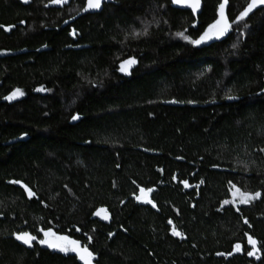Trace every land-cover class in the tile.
Instances as JSON below:
<instances>
[{
	"label": "trees",
	"instance_id": "1",
	"mask_svg": "<svg viewBox=\"0 0 264 264\" xmlns=\"http://www.w3.org/2000/svg\"><path fill=\"white\" fill-rule=\"evenodd\" d=\"M201 1L0 0V264H83L43 231L90 264H264V8L229 0L196 45L221 2Z\"/></svg>",
	"mask_w": 264,
	"mask_h": 264
},
{
	"label": "snow or ice",
	"instance_id": "2",
	"mask_svg": "<svg viewBox=\"0 0 264 264\" xmlns=\"http://www.w3.org/2000/svg\"><path fill=\"white\" fill-rule=\"evenodd\" d=\"M25 2H27V0H25ZM50 2L55 4V3H60L61 0H50ZM172 2L174 4L175 3L185 4L186 6L192 8L193 11H195L199 5V0H172ZM101 3L102 0H88L87 6L92 9H98L100 8ZM225 4H226V0H222V2L218 5V19L215 21V23L210 24L208 26L207 30L203 34H201L199 39L191 41V43L199 45L202 41L212 39L213 37L219 39L221 36H223L226 33V31L229 29V22L225 17V12H224ZM257 4H264V0H250L247 7H245L244 10L240 12L239 16L236 18V21L239 22ZM177 35L183 36V33H177ZM184 39H187V37H184ZM135 62L136 61L133 58H129L128 61L121 63L120 70L124 71L126 66H130ZM17 94L22 95V93H20L19 90L17 89L14 90L13 93H11L8 97H5V99H9V100L13 99ZM228 98L233 99V97H228ZM189 103H191V101H189ZM77 118L78 117L76 115L72 117L73 120H76ZM141 191H143V189H141ZM28 194L29 196L32 195L31 192H29ZM173 234L177 235L178 233L174 231ZM14 236L17 240L21 241L24 245H27L29 247L32 246L31 242L37 239L35 236L27 232L21 234L14 233ZM43 237L44 239L37 241L39 244L47 245L48 248H55L61 252H68V251L75 252L79 257V259L83 261V264H90L92 253L89 252L86 248L83 251H80V249L77 247V242L75 240L69 241L67 237L57 236L55 233L51 231H43ZM59 241H66L67 243L61 244L58 243ZM250 242L253 244V246L255 245V241L250 240ZM237 247H239V245H237ZM252 254H253L252 252L248 253L249 256H251Z\"/></svg>",
	"mask_w": 264,
	"mask_h": 264
},
{
	"label": "water",
	"instance_id": "3",
	"mask_svg": "<svg viewBox=\"0 0 264 264\" xmlns=\"http://www.w3.org/2000/svg\"><path fill=\"white\" fill-rule=\"evenodd\" d=\"M167 1H169L170 5H171V7L173 9H176V10H179V11L189 12L195 19L201 14L202 7H203V4H202V1L201 0H199V5H198V7L196 8L195 11H193L192 8L186 6L185 4H182V3H175L174 4L172 2V0H167ZM71 2H72V0H61V5L64 6V7H66ZM112 2H113V0H102V3H101L100 8H98V9H92V8H89L87 6L88 0H85V6H86V9H87L88 12H90L92 14H97V13H100L102 11L104 5L110 4ZM226 5H227V0H226L225 8H226ZM263 8H264V4H257L255 7L252 8L251 11L248 12V14L246 16H249V15L253 14L254 12H256L257 10H260V9H263ZM224 12H225V9H224ZM78 120H79V118H77L76 120H73L72 119L71 120V124H74V123L78 122ZM143 192L144 191H141V190L139 191V197L140 198L142 197ZM146 195L147 194H144L143 196H145V198L148 200L149 197L146 196ZM91 219L92 220H97V221H99L101 223H104V224H109L111 222V215H110V213L105 208H101V209L96 210L93 213ZM58 243H60V241ZM44 246L47 247V245H44ZM49 249L50 250H57L55 248H49Z\"/></svg>",
	"mask_w": 264,
	"mask_h": 264
},
{
	"label": "flooded vegetation",
	"instance_id": "4",
	"mask_svg": "<svg viewBox=\"0 0 264 264\" xmlns=\"http://www.w3.org/2000/svg\"><path fill=\"white\" fill-rule=\"evenodd\" d=\"M18 2H20V3H22V4H28V3H30L31 2V0H27V2H25V0H17ZM73 1V0H72ZM250 1V0H249ZM249 1H248V3H249ZM221 2H222V0H221ZM220 2V3H221ZM229 2V0H227V5H226V8H225V14H226V12H227V9H228V3ZM51 3V2H50ZM52 4V3H51ZM55 5H57V6H59V5H61V2L60 3H55ZM62 6V5H61ZM226 16V15H225ZM226 19H227V16H226ZM2 54V53H1ZM145 192V193H144ZM143 192V195L144 194H147L146 196H148L149 198H148V200L145 198V196H143L142 195V197L140 198L139 197V193H138V195H136L134 198H135V201L139 204V205H141V206H145V207H149V206H151V198H150V194H151V192H149V191H144ZM148 203V204H147ZM32 243L33 242H31V245H32ZM35 243L36 244H38V245H40L41 247H43V248H46V249H48L49 250V248H47V247H45L44 245H41V244H39L37 241H35ZM60 243L61 244H63V242L62 241H60ZM22 245L24 246V247H26L27 245H24L23 243H22ZM53 251H59L58 249L57 250H53Z\"/></svg>",
	"mask_w": 264,
	"mask_h": 264
},
{
	"label": "rangeland",
	"instance_id": "5",
	"mask_svg": "<svg viewBox=\"0 0 264 264\" xmlns=\"http://www.w3.org/2000/svg\"><path fill=\"white\" fill-rule=\"evenodd\" d=\"M19 92H20V91H19ZM39 92H42V90H39ZM20 93H21V92H20ZM20 98H22V95L17 94V95L15 96V98L10 99V100H17V99H20ZM237 197L240 198V200H239L240 203H245V201H247V199H246L245 197H240L239 195H237ZM239 198H238V199H239ZM241 198H242V199H241ZM63 244H65V243H63ZM250 244L253 245L251 242H250ZM69 247H70V245H69ZM236 251L238 252L239 250L236 249ZM252 253H253V254L251 255V257H253V258H257V257H258L256 251L253 250Z\"/></svg>",
	"mask_w": 264,
	"mask_h": 264
}]
</instances>
